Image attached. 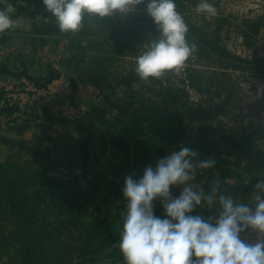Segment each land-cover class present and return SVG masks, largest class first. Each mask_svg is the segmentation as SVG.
I'll return each mask as SVG.
<instances>
[{
  "label": "rangeland",
  "instance_id": "374dc122",
  "mask_svg": "<svg viewBox=\"0 0 264 264\" xmlns=\"http://www.w3.org/2000/svg\"><path fill=\"white\" fill-rule=\"evenodd\" d=\"M34 1L43 3V0ZM184 2L188 20L205 29L213 42L218 41L222 47L243 59L264 58V0H211L219 10L215 17H205L196 12L199 0ZM135 10L132 8L128 13L120 15L124 21H131ZM43 12L40 18L43 21L47 19V27L38 22L40 29L36 32L47 35L50 53L58 55L57 63H50L49 54L47 59L45 55H40L38 59L28 55L30 52L26 53L25 59H19L16 52L8 56L10 58L7 60L2 58L1 65L8 67L9 73L13 75L11 80L16 83L19 75L26 80H45L46 83L41 92H37V86L32 84L27 91L24 86H28V80L18 88L20 93L11 94L10 100L18 109L15 119L0 125V139L5 137L8 140L4 139L0 146V163L39 170L49 183L62 187L64 190L59 191V197L63 199V204L64 200L72 204V207L63 206L67 216L80 218V222L87 224L96 214L98 216V210L106 198L115 202L118 212H123L126 207L122 195L125 177L142 175L134 162L128 141L121 137L119 149H114L111 137L115 130L107 129L105 124L109 120L115 126L116 121L122 120L115 107L117 101L114 100L118 97L119 100L120 97L126 100L134 95L159 100L158 94L162 90L176 91L184 88L189 92V98L183 94L185 100L203 102L208 106L209 96L203 97L183 83L186 81L187 69L192 67L219 80L226 90L221 99H214L215 105L209 106L216 135L240 131L250 123L264 127V75H254L240 69H225L220 63L198 62L196 56H193L179 72L173 70L159 78L143 80L134 71L135 57L144 44L153 38L149 33L135 40L133 47L119 55L112 65H107L104 73L92 67L81 74L76 73L66 63V59L79 54V43L61 40L63 32L59 30L55 18L51 13L46 15ZM113 17L117 19V15ZM86 23L95 29L105 27L95 15L85 14L82 26ZM80 31L74 32V36H81ZM46 60L52 67L47 66L45 74L41 67L46 64ZM26 64L28 66L23 71L21 67ZM55 64L59 65L60 71ZM1 70L3 73L0 76L6 74V69ZM130 74L138 78L131 87L128 85ZM229 90H233V96L225 103ZM4 102L10 104L9 101ZM216 106L220 109L217 110ZM125 128H129V124ZM10 129L13 130L12 137L7 136ZM258 143L264 147L263 141ZM233 162L241 172L243 162L237 159ZM202 171L196 169L193 183L211 192L212 182L207 181L208 176ZM243 176L248 180L245 174ZM178 192L179 189H173L174 195ZM50 194L52 191L48 192V202L59 206L60 198H53ZM253 196L248 203L252 202ZM210 212L216 214L215 209H205L202 214L208 215ZM244 235L253 241L257 238V234L251 231ZM115 251L117 255L110 257ZM96 264H125L119 245L107 244Z\"/></svg>",
  "mask_w": 264,
  "mask_h": 264
},
{
  "label": "trees",
  "instance_id": "16d2710c",
  "mask_svg": "<svg viewBox=\"0 0 264 264\" xmlns=\"http://www.w3.org/2000/svg\"><path fill=\"white\" fill-rule=\"evenodd\" d=\"M176 2L190 26V41L198 46L194 55L198 62L220 63L225 69L264 75V58L243 59L222 47L218 41L213 42L205 29L188 20L184 0ZM116 15L117 19L95 16L105 27L95 29L86 23L81 27V36L63 32L61 40L79 43V54L66 59L76 73L81 74L91 67L104 73L107 65H112L119 55L128 52L140 36L145 33L152 37L158 35L145 4L137 6L131 21H124L120 13ZM129 76L128 85L131 87L138 78L133 74ZM183 83L197 94L209 96V105L185 100L183 94L189 98V92L184 88L162 90L158 94L159 100L134 95L126 100L120 97L119 100L117 96L115 107L122 120L116 121L115 126L111 121H105L107 129L115 130L111 137L114 149H119V140L124 137L142 174L146 166L155 167L160 157L178 149L181 144H189L200 153V158L213 156L217 161L214 168L202 171L208 176L207 181L212 182L211 189L218 186L221 192L234 196L236 200L249 201L256 181L264 178V147L258 143L264 142V127L250 123L240 131L216 135L209 106L215 105V98L223 97L226 90L222 83L192 67L187 69ZM96 84L101 86L98 81ZM226 96L225 103L230 101L233 90H229ZM217 106L216 109H220ZM127 124L129 128H125ZM235 159L243 162L241 172L235 167ZM61 190L64 189L49 183L39 170L0 163L2 264H96L107 244L119 245L123 216L116 210L114 201L106 198L98 216L96 214L86 224L80 222V218L67 216L63 206L72 207V204L65 200L63 204L59 197ZM49 191H52L51 197L60 198L59 206L48 202ZM155 203L156 213L161 215L160 202L157 200ZM117 253L115 251L110 257Z\"/></svg>",
  "mask_w": 264,
  "mask_h": 264
},
{
  "label": "clouds",
  "instance_id": "9594fccd",
  "mask_svg": "<svg viewBox=\"0 0 264 264\" xmlns=\"http://www.w3.org/2000/svg\"><path fill=\"white\" fill-rule=\"evenodd\" d=\"M61 32H78L85 14L101 18L126 14L139 4L157 27L158 35L135 57L139 78H159L180 69L197 52L188 36L190 26L176 0H43ZM196 12L215 17L211 0H199ZM12 8H0V33L15 25ZM213 156L200 158L189 144L160 157L142 175H128L122 188L126 207L118 241L125 264H264V178L254 185L252 202H240L215 187L196 183V169L216 166ZM179 189L174 195L173 189ZM162 214L156 213V201ZM197 209H200L198 212ZM215 209L216 214H202ZM255 232L249 240L244 234Z\"/></svg>",
  "mask_w": 264,
  "mask_h": 264
},
{
  "label": "crops",
  "instance_id": "0c3cea01",
  "mask_svg": "<svg viewBox=\"0 0 264 264\" xmlns=\"http://www.w3.org/2000/svg\"><path fill=\"white\" fill-rule=\"evenodd\" d=\"M34 0H0V8H6L11 7L12 8V16L15 20V25L12 29L7 30L3 33H0V75L3 73V70L1 68L6 69L4 75L0 76V125H2L5 122H9L12 119H15V116L17 115V106L14 102L10 100L11 94L15 92H19L18 88L20 86H24L25 82H27L30 79H24L22 76H18L19 81L16 83L15 80H11L12 74L9 73L8 67L3 66V59L7 60L8 56H11L13 53H18L19 59H25L26 53H29L28 55H34V57H39L40 55H45V58L47 59L48 54L50 55V63H54V61L57 63V54L54 56V54L50 53V47L49 43L47 41V35L46 34H37L36 31H38V28L40 29V26L38 22H40L41 25H43L45 28L47 27V19L45 18L44 21L40 18L41 12L43 14L48 15V11L46 10L44 4L42 2H35ZM38 14L35 15L34 14ZM33 15V18H32ZM35 18V19H34ZM32 39H31V38ZM48 46V48H47ZM8 49V55L7 58H4L5 56H2V49ZM10 50V53H9ZM25 52V53H24ZM22 57V58H21ZM42 57V56H41ZM3 58V59H2ZM40 59V58H38ZM45 65L41 68H43L45 74H46V68L52 67L50 64H47V60L45 61ZM23 65V71L24 68L27 67ZM56 69H59V65L55 64ZM42 71V70H41ZM11 72V71H10ZM41 73V72H40ZM23 74V72L21 73ZM11 76V77H10ZM13 83L15 86H13ZM45 80L41 81H32L28 82V86H24L27 91L29 90V85H35L37 88V92H41L42 89H44ZM22 95V99H23ZM4 101H9L10 104H5ZM13 130L10 129L8 131L7 136L11 135ZM1 134V132H0ZM10 137V136H9ZM5 137L0 139V146L3 144ZM6 140V139H5ZM8 141V140H6Z\"/></svg>",
  "mask_w": 264,
  "mask_h": 264
},
{
  "label": "built area",
  "instance_id": "2783aa9c",
  "mask_svg": "<svg viewBox=\"0 0 264 264\" xmlns=\"http://www.w3.org/2000/svg\"><path fill=\"white\" fill-rule=\"evenodd\" d=\"M1 52H2V56L6 57L8 55V49H6V48L2 49Z\"/></svg>",
  "mask_w": 264,
  "mask_h": 264
}]
</instances>
